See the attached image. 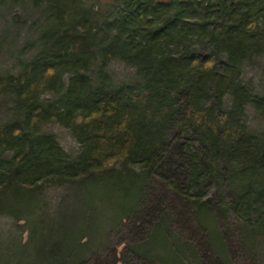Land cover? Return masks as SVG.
<instances>
[{
	"label": "trees",
	"instance_id": "trees-1",
	"mask_svg": "<svg viewBox=\"0 0 264 264\" xmlns=\"http://www.w3.org/2000/svg\"><path fill=\"white\" fill-rule=\"evenodd\" d=\"M34 3L46 4L50 22L41 48L19 72H0V97L15 95L13 118L0 119V213L24 229L9 240L6 264L178 262L172 250L158 257L142 245L133 260L96 255L85 237L97 201L117 219L147 216L154 245L172 203L201 229L234 214L264 234V136L246 117L250 104L264 111V93L243 77L245 62L264 53V0H121L107 16L83 0ZM114 59L137 66L136 79H112ZM47 91L54 96L44 99ZM50 122L71 129L77 155L42 130ZM226 184L234 193L217 198ZM51 185L84 190L74 228L64 211L42 226L35 204Z\"/></svg>",
	"mask_w": 264,
	"mask_h": 264
},
{
	"label": "rangeland",
	"instance_id": "rangeland-1",
	"mask_svg": "<svg viewBox=\"0 0 264 264\" xmlns=\"http://www.w3.org/2000/svg\"><path fill=\"white\" fill-rule=\"evenodd\" d=\"M83 1L86 6L100 12L101 16L111 15L121 2V0ZM45 8L46 4L36 5L34 0H7L0 4L1 73L19 72L22 62L41 48L40 36L50 24ZM97 64L94 67V74L99 70ZM108 70L112 79L118 82L136 79L138 71L137 66L129 65L119 59H114L109 64ZM243 71L244 81L255 92L264 93V53L249 58L244 64ZM52 96L54 93L47 91L43 98ZM14 102V94L1 95V120L7 121L13 118ZM246 117L248 128L264 136V111L261 112L255 105L250 104ZM42 130L54 132L72 156L77 155L82 149L81 143L71 129L59 122L47 123ZM233 189L229 184L217 187L215 189L217 198L231 195L234 193ZM39 194V200L35 205L39 214L37 215L43 220V227L61 221L59 215L62 211L66 215L64 223L67 222L73 228L78 224L76 212L78 213V209L83 206L84 190L71 185H51L45 191L47 200L45 203L43 188H40ZM96 203L97 211L94 213L96 221L85 237V239H93L96 255L98 253L109 255L113 249L118 259L123 252H126L128 258L133 260L136 259L135 248L138 247L137 245H142L146 250H152V253L158 257L167 258L172 250L170 255L179 257L176 264H264V234L258 229V231L251 230L243 220L238 221L234 214L229 219L223 215H216L219 223L211 226L210 232L205 227L201 229L189 219L191 216L188 207L184 208L178 203L169 202L172 203L169 207L170 214L165 212L160 215V218L164 217L168 221L169 228L164 233V240L154 245L149 243L153 236V223L147 216L142 215V219L138 218L141 221L138 225L133 223L135 221L129 214H120L121 216L118 214L120 219H117L115 210L109 205L106 207L98 201ZM175 204H177L176 209H174ZM132 216L136 217V214ZM23 230L10 214L0 213V263L6 264L10 261L9 258H5L6 247L10 246L9 240L16 239Z\"/></svg>",
	"mask_w": 264,
	"mask_h": 264
}]
</instances>
